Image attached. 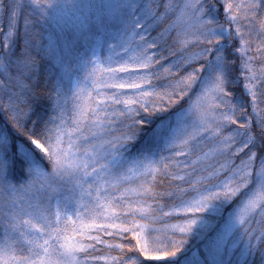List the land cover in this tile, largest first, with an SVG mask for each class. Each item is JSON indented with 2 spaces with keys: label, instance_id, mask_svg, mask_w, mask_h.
Instances as JSON below:
<instances>
[{
  "label": "snow or ice",
  "instance_id": "6c2138e0",
  "mask_svg": "<svg viewBox=\"0 0 264 264\" xmlns=\"http://www.w3.org/2000/svg\"><path fill=\"white\" fill-rule=\"evenodd\" d=\"M0 38V264H264V0H0Z\"/></svg>",
  "mask_w": 264,
  "mask_h": 264
},
{
  "label": "trees",
  "instance_id": "16d2710c",
  "mask_svg": "<svg viewBox=\"0 0 264 264\" xmlns=\"http://www.w3.org/2000/svg\"><path fill=\"white\" fill-rule=\"evenodd\" d=\"M221 11H222V9H221ZM21 23H22V21H21ZM0 39H2V38H0ZM237 46H238V42H237ZM255 47V45H253V48ZM229 53H232V52H234V48H230L229 50ZM249 55H255V52L253 51V52H250L249 53ZM231 58V57H230ZM235 62H236V65H237V68L239 67V63H240V57H239V54H236V56H235ZM259 65H260V62L259 61H256L255 62V66L257 67V68H259ZM235 75H236V77H239V84L238 85H236L235 87H236V90H237V93H242L243 92V79H242V77L240 76V73H239V71H237L236 73H235ZM246 98V97H245ZM246 100H248L247 98H246ZM249 102H250V100H248ZM261 107H264V105H261ZM251 110V108H250V103H249V111Z\"/></svg>",
  "mask_w": 264,
  "mask_h": 264
},
{
  "label": "rangeland",
  "instance_id": "374dc122",
  "mask_svg": "<svg viewBox=\"0 0 264 264\" xmlns=\"http://www.w3.org/2000/svg\"><path fill=\"white\" fill-rule=\"evenodd\" d=\"M72 2H80V0H72ZM65 15H66L68 18L72 19L73 21H76L77 17L79 16V12H77V10H75V9L69 8V9L66 11ZM237 42H238V41H237ZM242 79H243V77H242ZM242 81H243L242 84L244 85V80H242ZM246 98H247L248 100L251 99L250 97H247V96H246ZM246 98H245V99H246Z\"/></svg>",
  "mask_w": 264,
  "mask_h": 264
}]
</instances>
